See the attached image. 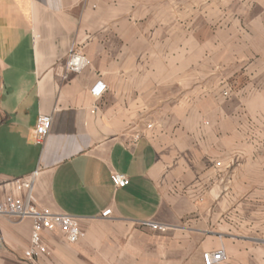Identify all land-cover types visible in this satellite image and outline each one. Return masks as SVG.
I'll use <instances>...</instances> for the list:
<instances>
[{"label": "crops", "instance_id": "obj_1", "mask_svg": "<svg viewBox=\"0 0 264 264\" xmlns=\"http://www.w3.org/2000/svg\"><path fill=\"white\" fill-rule=\"evenodd\" d=\"M214 3L0 0V200L37 172V205L83 233L28 261L32 220L0 216V264H264V12Z\"/></svg>", "mask_w": 264, "mask_h": 264}, {"label": "built area", "instance_id": "obj_2", "mask_svg": "<svg viewBox=\"0 0 264 264\" xmlns=\"http://www.w3.org/2000/svg\"><path fill=\"white\" fill-rule=\"evenodd\" d=\"M87 66V59L84 55L71 49L66 57L65 67L69 73L78 74ZM105 89L104 85L98 83L93 89L94 96H99ZM226 94V93H224ZM52 126V117L49 115H40L34 128V141L36 144H42L50 133ZM216 166H220L217 163ZM37 172L30 179H16L11 182L15 194L6 195L0 200V216L15 217L18 220L29 218L32 220V229L29 239V247L24 252V258L33 261L36 258L46 255L47 249L42 242L44 232H59L64 238L71 242H77L83 237L79 227L78 219L66 214H53L50 211L40 208L32 194ZM111 182L115 188H124L129 180L125 175L119 173L111 174ZM110 209L102 213V217L110 216ZM144 226L152 230L164 232L167 230L165 225L153 222H145ZM226 259L222 249L205 252L202 254L203 264H220Z\"/></svg>", "mask_w": 264, "mask_h": 264}, {"label": "rangeland", "instance_id": "obj_3", "mask_svg": "<svg viewBox=\"0 0 264 264\" xmlns=\"http://www.w3.org/2000/svg\"><path fill=\"white\" fill-rule=\"evenodd\" d=\"M214 3V7L206 8L205 10L215 11V12H228V13H236V15L240 14L244 11L238 4V1L243 0H212ZM251 3L247 10L251 11L253 15H258V13L264 12V0H250ZM234 2V4H233ZM246 10V8H245ZM226 93V94H224ZM227 91L223 92V96H227Z\"/></svg>", "mask_w": 264, "mask_h": 264}, {"label": "clouds", "instance_id": "obj_4", "mask_svg": "<svg viewBox=\"0 0 264 264\" xmlns=\"http://www.w3.org/2000/svg\"><path fill=\"white\" fill-rule=\"evenodd\" d=\"M25 90H26V89L22 87V88L20 89V93H19V94H20V95H23V93L25 92Z\"/></svg>", "mask_w": 264, "mask_h": 264}]
</instances>
